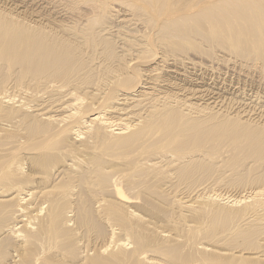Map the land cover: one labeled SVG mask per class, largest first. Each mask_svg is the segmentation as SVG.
Masks as SVG:
<instances>
[{"label":"bare ground","instance_id":"obj_1","mask_svg":"<svg viewBox=\"0 0 264 264\" xmlns=\"http://www.w3.org/2000/svg\"><path fill=\"white\" fill-rule=\"evenodd\" d=\"M37 1L0 0V264H264V97L205 83L264 84V0Z\"/></svg>","mask_w":264,"mask_h":264},{"label":"rangeland","instance_id":"obj_2","mask_svg":"<svg viewBox=\"0 0 264 264\" xmlns=\"http://www.w3.org/2000/svg\"><path fill=\"white\" fill-rule=\"evenodd\" d=\"M3 2H4V0H2ZM8 1V2H7ZM5 0V3L6 4H8V5H10L11 3H13L14 5H12V6H16V5H18V6H22L23 7V11H24V13H27V14H29V13H36V15L38 14V15H40V17L42 16V17H44V16H46V15H48V18H50V19H54V20H61V15L59 16L58 14L56 15V13L54 12V11H52L51 10V7H49V6H45V4H42L41 5V3H40V5L41 6H39V3H37L38 1L37 0ZM36 3V4H35ZM33 4V5H32ZM38 4V5H37ZM47 7V8H45V7ZM32 7V8H31ZM34 7V8H33ZM44 9H43V8ZM40 8V9H39ZM25 9V10H24ZM33 9H35V10H33ZM43 9V10H42ZM46 9V10H45ZM50 9V10H49ZM30 12H29V11ZM40 10V11H39ZM48 10V11H47ZM26 11H28V12H26ZM46 11V12H45ZM50 11V12H49ZM41 12V13H40ZM45 12V13H44ZM49 12V13H48ZM52 12V13H51ZM45 14V15H44ZM55 14V15H54ZM37 15V16H38ZM50 15L52 16V17H50ZM54 16V17H53ZM57 16H58V18H57ZM57 19H56V18ZM45 18V17H44ZM197 62H202V63H204V64H208V61L206 60V59H202V61L200 60V59H195ZM206 61V62H205ZM231 64V63H230ZM225 72H227L228 73V71H222L221 72V74L223 75L222 76V79H219V78H211V77H208L207 78V80L205 81V83L206 84H208L210 87H215V88H220L222 91H223V87L225 88L227 85L228 86H230V87H228V88H226V89H228V93H226V94H224L223 96H225V97H230V98H233V97H235V93L234 92H236V94L237 95H240V98H242V97H246V98H248V97H251V96H259V97H264V84H262V83H258V79H260V78H262V77H260V75H259V73H257V75L256 74H254V77L253 76H251V78L252 79H243V78H238V76L237 75H234L233 73H231L230 74V72H229V74H225ZM233 75V76H232ZM224 76L226 77V78H224ZM233 77V78H232ZM258 78V79H257ZM239 79V80H238ZM242 79V80H241ZM210 80H212V82L210 81ZM214 80L216 81V80H218L220 83H215L214 82ZM241 80V81H240ZM249 80V81H248ZM252 82H251V81ZM211 83H210V82ZM224 81H227V83L226 82H224ZM244 81V82H243ZM247 81V82H246ZM209 82V83H208ZM230 82H232V83H230ZM260 82V81H259ZM221 83H223L222 85H221ZM220 84V85H219ZM225 84V85H224ZM235 87V89H233ZM233 90V91H232ZM233 92V93H232ZM245 93V94H244ZM232 97H231V96ZM216 189H219V191H220V189L221 190H223L224 188H216ZM229 189V188H228ZM225 191V190H224ZM226 192V191H225Z\"/></svg>","mask_w":264,"mask_h":264}]
</instances>
